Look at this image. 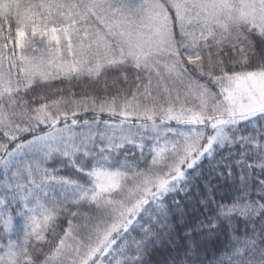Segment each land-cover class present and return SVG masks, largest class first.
Returning a JSON list of instances; mask_svg holds the SVG:
<instances>
[{"label": "snow or ice", "instance_id": "snow-or-ice-1", "mask_svg": "<svg viewBox=\"0 0 264 264\" xmlns=\"http://www.w3.org/2000/svg\"><path fill=\"white\" fill-rule=\"evenodd\" d=\"M0 264H264V0H0Z\"/></svg>", "mask_w": 264, "mask_h": 264}]
</instances>
